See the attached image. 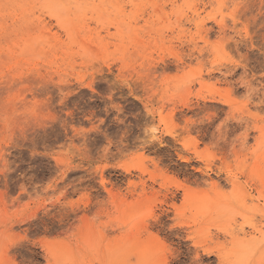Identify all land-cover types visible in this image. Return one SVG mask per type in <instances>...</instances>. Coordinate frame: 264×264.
I'll use <instances>...</instances> for the list:
<instances>
[{
	"label": "rangeland",
	"instance_id": "obj_1",
	"mask_svg": "<svg viewBox=\"0 0 264 264\" xmlns=\"http://www.w3.org/2000/svg\"><path fill=\"white\" fill-rule=\"evenodd\" d=\"M0 264H264V0H0Z\"/></svg>",
	"mask_w": 264,
	"mask_h": 264
}]
</instances>
